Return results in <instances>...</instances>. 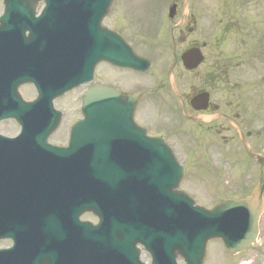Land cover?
I'll return each instance as SVG.
<instances>
[{"label": "flooded vegetation", "instance_id": "1", "mask_svg": "<svg viewBox=\"0 0 264 264\" xmlns=\"http://www.w3.org/2000/svg\"><path fill=\"white\" fill-rule=\"evenodd\" d=\"M36 7L39 12L45 4ZM3 10L0 2V15ZM104 22L120 33L137 55L148 59L150 66L144 71L105 62L84 67L87 61L82 51L74 64L65 59L59 85L69 89L54 101L63 114L51 140L65 144L71 123L81 118L82 96L92 84L110 85L138 94L134 119L139 126L171 139L181 135L182 126L170 129L146 122L145 113L174 122L186 119L193 128V144L202 143L206 151L216 149L225 158L235 156L234 166H251L255 186L260 164L250 153L264 156V0H114ZM29 47L37 44L31 42ZM43 77L32 76L35 81L28 85L29 101ZM183 109L205 121L187 119ZM241 192L244 195L247 190ZM31 219L33 227L45 233L40 239L46 243L34 255L38 264L51 263L67 229L80 228L81 220L98 223L93 214L66 210L44 212ZM91 233L95 260L102 261L111 230L93 226ZM10 245L0 240V250ZM132 250L142 262L149 261L141 244L127 246L126 260H133Z\"/></svg>", "mask_w": 264, "mask_h": 264}, {"label": "water", "instance_id": "2", "mask_svg": "<svg viewBox=\"0 0 264 264\" xmlns=\"http://www.w3.org/2000/svg\"><path fill=\"white\" fill-rule=\"evenodd\" d=\"M111 1L81 0L95 6L99 22L107 14ZM117 40L115 39L116 42ZM123 60L122 63L128 65L127 60L125 58ZM10 116L17 117L16 112L10 113ZM24 116L26 110L23 111L21 118ZM52 125L53 123L49 125L50 129ZM49 128L42 131L41 135H34L33 143L29 144L28 128L24 122L22 138L24 141L0 142V166H79L80 162V166L85 162H87L85 166H152L150 174L155 175L154 170L158 172L156 181L135 187L134 191L130 190L131 187H124L131 196L140 198L158 196V200L153 202V207L147 209L168 215L164 217L168 224L172 220L178 237V251L187 259L188 264H202L205 244L209 239H221L226 248L234 254L256 238L257 222L263 209L261 191L264 187V176L261 177L259 186L252 195L237 201L224 200L212 209H204L194 206L185 194L178 191L181 169L163 140L147 138L142 133L139 135L140 151L136 149L134 153L115 154L113 159L108 154L106 146L89 141L87 142L90 144L89 147L98 145L106 148L105 151L102 149V155L98 157L90 155L88 159H84L86 153H81L80 162L76 163L67 162L69 154L52 149L46 144L45 137ZM110 191L122 193L121 188L116 186Z\"/></svg>", "mask_w": 264, "mask_h": 264}, {"label": "rangeland", "instance_id": "3", "mask_svg": "<svg viewBox=\"0 0 264 264\" xmlns=\"http://www.w3.org/2000/svg\"><path fill=\"white\" fill-rule=\"evenodd\" d=\"M25 97H29V95H25ZM154 118H157L158 120H153ZM145 121L158 122L159 125L163 124L165 125L163 127L170 129L179 126L178 122H174L167 117L152 116L149 111L145 113ZM183 123L186 127L190 126L187 122L183 121ZM15 129L16 128L11 129L7 126L1 128L2 131L7 133H12ZM177 141L181 145V147L178 146V151L181 153L177 152L179 153L180 159L186 169L181 187L191 193L197 203L209 205L214 200L213 198L217 197L221 192L237 186L239 181H250L253 177L251 176V172V175L247 177V173L249 172V169H251V166L240 165L229 167L227 164L226 166L218 164L216 165V170H213L214 167L211 164L204 162L205 152L208 153L210 158L214 159L220 154L218 150L208 148L207 151H204L198 142V144H194V147H189V155H186V153H182L186 151L185 149H182V146L189 145L190 139L182 134L178 137ZM194 172L195 176H193ZM211 243L208 245L205 264H264V220L258 240L252 247L236 256L228 254L220 242Z\"/></svg>", "mask_w": 264, "mask_h": 264}]
</instances>
